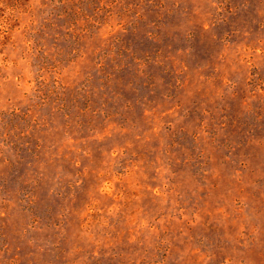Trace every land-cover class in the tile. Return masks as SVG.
Segmentation results:
<instances>
[{
    "label": "rangeland",
    "instance_id": "1",
    "mask_svg": "<svg viewBox=\"0 0 264 264\" xmlns=\"http://www.w3.org/2000/svg\"><path fill=\"white\" fill-rule=\"evenodd\" d=\"M0 264H264V0H0Z\"/></svg>",
    "mask_w": 264,
    "mask_h": 264
}]
</instances>
